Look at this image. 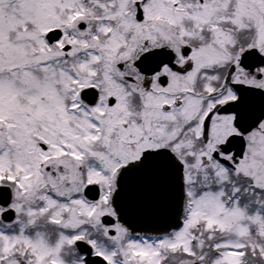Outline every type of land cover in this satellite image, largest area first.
<instances>
[{
  "label": "snow or ice",
  "instance_id": "6c2138e0",
  "mask_svg": "<svg viewBox=\"0 0 264 264\" xmlns=\"http://www.w3.org/2000/svg\"><path fill=\"white\" fill-rule=\"evenodd\" d=\"M0 264H264V0H0Z\"/></svg>",
  "mask_w": 264,
  "mask_h": 264
}]
</instances>
